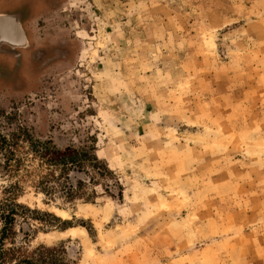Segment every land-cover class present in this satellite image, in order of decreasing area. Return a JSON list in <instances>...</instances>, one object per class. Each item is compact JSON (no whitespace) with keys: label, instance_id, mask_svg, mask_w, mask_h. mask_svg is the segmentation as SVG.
Wrapping results in <instances>:
<instances>
[{"label":"rangeland","instance_id":"rangeland-1","mask_svg":"<svg viewBox=\"0 0 264 264\" xmlns=\"http://www.w3.org/2000/svg\"><path fill=\"white\" fill-rule=\"evenodd\" d=\"M34 18L55 61L0 84V264H264V0ZM67 172L94 180L67 192Z\"/></svg>","mask_w":264,"mask_h":264},{"label":"flooded vegetation","instance_id":"flooded-vegetation-1","mask_svg":"<svg viewBox=\"0 0 264 264\" xmlns=\"http://www.w3.org/2000/svg\"><path fill=\"white\" fill-rule=\"evenodd\" d=\"M31 1V2H30ZM45 0H29L18 5L20 9H28L32 14L43 8ZM27 3V4H26ZM34 3V11L31 4ZM19 12H8L6 9L0 13V16H11L2 20L6 32L0 29V84L2 81H13L17 78L18 72L23 71L25 67L24 60L27 62H41L42 68L49 67L55 61V55L49 56L50 49L47 45L34 48L29 31L24 28L23 22L25 15Z\"/></svg>","mask_w":264,"mask_h":264},{"label":"trees","instance_id":"trees-1","mask_svg":"<svg viewBox=\"0 0 264 264\" xmlns=\"http://www.w3.org/2000/svg\"><path fill=\"white\" fill-rule=\"evenodd\" d=\"M55 158L54 161H58L61 164H63L66 167H73L76 168L78 171H82L83 168H85L86 164L90 163V167L94 172H97L99 175H105L106 176V170L101 167L99 162L95 157H89L90 159H87V155L82 151H76L72 149H67L65 151H56L54 154ZM81 155V156H80ZM88 161V163H86ZM69 170V169H68ZM67 180L66 183L63 184V188L67 192H77L84 186L88 180L92 181L93 178H79L77 177V183L73 184L72 179L70 178L69 173L67 172V175L65 177Z\"/></svg>","mask_w":264,"mask_h":264},{"label":"crops","instance_id":"crops-1","mask_svg":"<svg viewBox=\"0 0 264 264\" xmlns=\"http://www.w3.org/2000/svg\"><path fill=\"white\" fill-rule=\"evenodd\" d=\"M29 0H0V13L3 11V9H6L8 12H19L18 10H20V13L23 14V15H27L24 22H23V25H24V28H26L29 33H30V36H31V41L33 42V24H34V21L33 19L34 18V14H32L31 12L27 11L28 9H20V7L18 5H20L21 3H25ZM31 2V1H30ZM27 4V3H26ZM33 5L32 7V11H34V3L31 4ZM26 12V13H25ZM25 13V14H24ZM33 32V33H32Z\"/></svg>","mask_w":264,"mask_h":264},{"label":"water","instance_id":"water-1","mask_svg":"<svg viewBox=\"0 0 264 264\" xmlns=\"http://www.w3.org/2000/svg\"><path fill=\"white\" fill-rule=\"evenodd\" d=\"M6 17H7L8 21L11 19V16H6V15L0 16V29L2 30V32H6V30L3 27V23L1 22L2 20H5Z\"/></svg>","mask_w":264,"mask_h":264}]
</instances>
